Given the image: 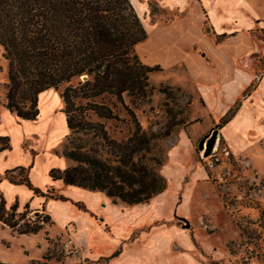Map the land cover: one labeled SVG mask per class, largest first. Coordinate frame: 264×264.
<instances>
[{
    "label": "trees",
    "instance_id": "trees-1",
    "mask_svg": "<svg viewBox=\"0 0 264 264\" xmlns=\"http://www.w3.org/2000/svg\"><path fill=\"white\" fill-rule=\"evenodd\" d=\"M204 32L213 34L208 22ZM147 38L132 0H0V46L9 63L6 108L20 120L36 121L40 96L66 85L61 98L69 134L62 155L71 165L53 169V181L102 192L114 203L129 206L149 204L167 190L161 142L190 123L184 112L167 109L169 119L160 130L143 127L137 109L151 103L155 88L150 74L162 71L160 65L144 64L137 53ZM176 90L160 88L167 99ZM187 104H192L191 98ZM240 107L239 101L220 126L227 125ZM119 125L126 130L120 137ZM0 144L8 149V138H0ZM33 167L34 163L6 175L37 196L66 201L54 189L35 187ZM18 211V203L8 211L2 196L0 221L20 235L37 234L52 223L48 215L43 222L26 220L29 206L15 220ZM261 215L264 223V212Z\"/></svg>",
    "mask_w": 264,
    "mask_h": 264
},
{
    "label": "rangeland",
    "instance_id": "rangeland-1",
    "mask_svg": "<svg viewBox=\"0 0 264 264\" xmlns=\"http://www.w3.org/2000/svg\"><path fill=\"white\" fill-rule=\"evenodd\" d=\"M132 3L148 35L157 27H162L177 17L176 13H169L164 9L162 0H132ZM261 39L264 40V32L261 33ZM143 46L144 42L136 48L141 61L151 67L160 65L162 68V71L150 74V84L155 88L151 103L137 109L143 127L160 130L168 122L167 109L174 113L184 112L190 123L186 130L180 128L179 132L161 142L167 159L162 173L172 184L171 190L163 198L166 200L164 206L167 215L173 216L174 198L177 193V204L183 201L178 214L182 213L185 216L176 215L170 220L163 221L170 230L177 225L185 234L183 236L179 232H170L169 238L175 242L173 253L170 252L164 259L172 260L178 256L187 260L195 259L194 264H264V223L261 217V213L264 212V138H261V141L253 140L248 152L234 154L223 133V127L220 126L221 120L212 122L210 113L205 109L206 105L199 101L200 96L204 95V89L198 84L190 83L183 73V68H164L161 64L149 65ZM3 53L4 49L0 46V116L7 112L6 85L9 83V63L3 57ZM165 61L168 62L166 59ZM259 65L264 74V57L260 59ZM77 83L78 80L73 82ZM65 86L63 85L58 92H53L50 97H45L46 94L42 96L45 98L44 103L39 106L43 113L40 124L20 121L9 113L0 125V129L10 132L13 138V150L8 158L0 159V169L18 164L27 165L31 155L24 150H35L38 158L32 170V180L35 187L43 190L54 187L50 177L51 171L62 170L61 166L69 163L62 155L68 143L69 133H66L59 114L64 110L61 94ZM163 86H172L180 91H174L173 98L167 99L166 94L160 91ZM190 98L192 104L188 105ZM53 112L60 118H54ZM122 116L125 114L122 113ZM198 120L202 121L196 122ZM216 128L220 129L218 144L214 152L205 157L204 152L200 150V143ZM125 133L124 126L119 125L117 136ZM3 177L9 178L5 174ZM14 177H18V174H14ZM7 193L12 198L16 192ZM20 194L21 199L26 201L31 191L26 188ZM52 209L57 218L56 224L54 226L46 224V230L42 231L49 234L47 228L53 226L51 233L55 235L71 215L55 204ZM23 212L25 209H20L15 220L20 219ZM141 214L142 211L131 215L120 213L116 216L117 223L129 222L136 217H142ZM45 215L42 210H29L26 220L35 222L39 219L43 222ZM80 222L83 225L82 229H86L83 220L78 219V224ZM3 225L4 223L0 221V261L8 259L11 264H31L25 252L23 239H13ZM69 239L74 240L80 249L77 256L67 255L62 249V245ZM24 240L27 242L31 257L39 258L43 251L38 247L37 237L30 236ZM7 242L11 245L9 246ZM50 242L51 246L46 252L49 259L60 264L89 261L86 247L76 241L71 229L58 233Z\"/></svg>",
    "mask_w": 264,
    "mask_h": 264
},
{
    "label": "crops",
    "instance_id": "crops-1",
    "mask_svg": "<svg viewBox=\"0 0 264 264\" xmlns=\"http://www.w3.org/2000/svg\"><path fill=\"white\" fill-rule=\"evenodd\" d=\"M162 6L169 13H176L177 17L149 33L143 46L148 64H161L164 68H183L188 81L204 89V95L200 96L199 101L206 105L205 109L210 113L212 122L222 120L240 101V109L223 127V133L234 154L248 152L253 140L261 141L264 138V74L259 65L260 59L264 57V40L261 39V33L264 32V0H162ZM207 22L213 34H205ZM219 37L223 38L219 40ZM53 92L58 91L51 89L40 96V106L44 103V98L52 96ZM44 94L45 97H42ZM5 109L7 112L0 116V125L3 118L10 113ZM10 114L17 118L15 114ZM42 114L41 110L36 121L19 120L40 124ZM59 114L66 133H69L65 113L62 111ZM57 115L55 113L53 117L60 118ZM0 138H8L9 144V148L3 150L0 144V159L8 158L13 150V138L10 132L2 129ZM23 141L24 139L21 144ZM24 151L31 155L27 165L18 164L0 169V203L3 196L7 210H11L16 203L19 204V210L26 206L32 211L42 210L51 217L53 226L57 219L52 209L54 204L70 213L71 216L58 233L71 229L76 241L86 247L89 261L77 264H194L195 259L187 260L178 256L172 260L164 259L170 252L173 253L175 242L170 240V232H179L185 236L179 226L176 225L170 230L163 223L176 215L185 217L182 213L178 214L183 201L177 204V193L173 204L175 214L167 215L164 206L166 200L163 198L171 190V182L165 192L144 205L116 204L105 193L66 186L60 180L53 181L54 187L50 189H54L67 200L47 199L35 195L27 186L14 184L9 178L3 177L8 171L28 167L32 163L33 169L35 168L37 152ZM68 162L61 166L62 170L71 165L69 160ZM26 188L31 191V195L24 201L20 192ZM47 188L44 191L50 190ZM9 191L16 192L12 198L7 193ZM140 211L142 217L117 223L116 216L120 213L131 215ZM78 219L83 220L86 229H82L83 225L81 222L78 224ZM3 226L8 229L13 239H23L31 264H60L56 260L45 259L51 246L50 239L58 234L51 233L53 226L47 228L49 234L42 231L44 228L37 234L29 235H20L7 225ZM30 236L37 237L38 247L43 251L39 258L31 257V252L27 249L24 239ZM0 264L11 263L8 259H3Z\"/></svg>",
    "mask_w": 264,
    "mask_h": 264
},
{
    "label": "water",
    "instance_id": "water-1",
    "mask_svg": "<svg viewBox=\"0 0 264 264\" xmlns=\"http://www.w3.org/2000/svg\"><path fill=\"white\" fill-rule=\"evenodd\" d=\"M219 138H220V129L216 128L212 131L210 135H208L201 141L200 150L204 152L205 157H209L214 152L218 144Z\"/></svg>",
    "mask_w": 264,
    "mask_h": 264
},
{
    "label": "built area",
    "instance_id": "built-area-1",
    "mask_svg": "<svg viewBox=\"0 0 264 264\" xmlns=\"http://www.w3.org/2000/svg\"><path fill=\"white\" fill-rule=\"evenodd\" d=\"M63 251L67 255L77 256L80 253L79 247L74 243V240L69 239L62 245Z\"/></svg>",
    "mask_w": 264,
    "mask_h": 264
}]
</instances>
